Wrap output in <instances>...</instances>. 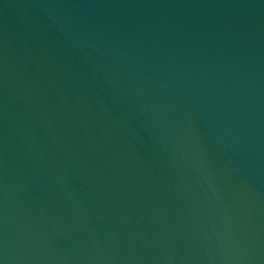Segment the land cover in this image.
<instances>
[{
    "label": "water",
    "instance_id": "95a60500",
    "mask_svg": "<svg viewBox=\"0 0 264 264\" xmlns=\"http://www.w3.org/2000/svg\"><path fill=\"white\" fill-rule=\"evenodd\" d=\"M0 264H264V0H0Z\"/></svg>",
    "mask_w": 264,
    "mask_h": 264
}]
</instances>
